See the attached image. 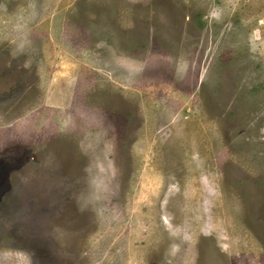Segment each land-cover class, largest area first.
Instances as JSON below:
<instances>
[{
  "label": "rangeland",
  "instance_id": "obj_1",
  "mask_svg": "<svg viewBox=\"0 0 264 264\" xmlns=\"http://www.w3.org/2000/svg\"><path fill=\"white\" fill-rule=\"evenodd\" d=\"M0 264H264V0H0Z\"/></svg>",
  "mask_w": 264,
  "mask_h": 264
}]
</instances>
